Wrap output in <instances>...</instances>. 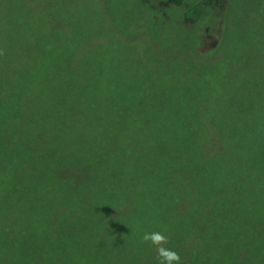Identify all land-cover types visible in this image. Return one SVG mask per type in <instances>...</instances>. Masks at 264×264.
Segmentation results:
<instances>
[{
  "label": "rangeland",
  "instance_id": "374dc122",
  "mask_svg": "<svg viewBox=\"0 0 264 264\" xmlns=\"http://www.w3.org/2000/svg\"><path fill=\"white\" fill-rule=\"evenodd\" d=\"M0 50V264H160L154 231L181 264H264V89L254 105L242 86L264 83V0H0ZM1 119L34 128L26 147ZM184 170L199 203L174 189Z\"/></svg>",
  "mask_w": 264,
  "mask_h": 264
},
{
  "label": "trees",
  "instance_id": "16d2710c",
  "mask_svg": "<svg viewBox=\"0 0 264 264\" xmlns=\"http://www.w3.org/2000/svg\"><path fill=\"white\" fill-rule=\"evenodd\" d=\"M171 3L175 4V5H181L183 0H170ZM197 9H198V6H193V7H189L187 12L184 14L185 18L187 19L188 22H190L192 24V26L196 25L198 22H199V19L197 18L196 19V12H197ZM194 11V12H193ZM202 13V12H201ZM194 23V24H193ZM46 49L49 48V45H45ZM193 46L192 45H187L186 46V52L187 54H191V57L187 60L188 63L186 64V69L193 72V73H202L204 74L207 79H208V85L207 87L210 89L212 87L213 90H215V87L217 86L215 80H214V72L213 70L211 69V63L210 61H207L209 60L208 58H205L207 57L204 56V57H198L197 54L195 52H191L193 50ZM176 51L178 52H183L185 50V47H182V49H175ZM53 52L50 51V53L48 51H45L43 54H42V59H45V58H52L54 54H52ZM180 55H183L182 53L177 55V56H180ZM209 55V54H208ZM194 59L193 61L191 59ZM198 59H207L205 60L207 63L204 65V66H199L197 61H199ZM58 60V57H54L53 59V63H55L56 61ZM202 61V60H201ZM223 67L226 66V63L224 62L222 64ZM238 66H243V65H240L238 64ZM252 66V69L254 71V69L256 67V64L254 62H252L251 64ZM227 71V70H225ZM254 75V74H253ZM238 76V75H237ZM234 77L236 76H228L227 78H224L225 79V82L230 83L232 84L233 82L237 81L238 83V79H235ZM245 79V78H244ZM243 79V87H245L246 90H249L251 92H249L250 94L248 95L249 98H255L256 97V93H258V96L256 97L255 101H254V105H257L259 103V101L261 100L262 98V92L261 90L264 89V83L262 81H259L255 78H252V79H248L246 78L245 80ZM211 84V85H210ZM225 86L224 85V82L222 84V86H220L219 88L223 89L222 87ZM248 92V91H247ZM238 96H241L240 94ZM212 105V111L214 112L215 110H217L219 108V104L217 102H213L211 103ZM18 119V118H17ZM160 124L164 127V124L160 122ZM161 126H158V127H154L156 129V137H155V143L161 138V137H164V136H172L174 134L171 135V133H169L171 130H169L167 127L166 129L169 131H166L165 128H163ZM17 130L19 132V134L15 137V138H12L11 140H9L7 142V146L11 149H14V148H18L19 146H23V147H26L27 145L23 144L20 140V133L22 132V129L16 125L15 122L11 121L10 123H4L1 119V138H3L4 136H6L7 134H9L10 132ZM30 129H34V128H30ZM30 129L27 133H24L22 132V137L23 138H31V136L29 135L30 134ZM28 130V128L26 129ZM178 143V142H177ZM30 158V157H29ZM29 158L26 160L25 162V165L28 163L29 161ZM254 158L255 159H259L260 161V167H259V170H258V173L257 175H253L252 176V179L253 178H258L260 180V177H261V181H262V186H261V189L264 190V141L256 148L255 150V153H254ZM110 172L107 171V170H104L105 172H107V175L110 177V178H117L118 176V172H115L117 169H116V166L113 165L110 167ZM164 175H166V173H164ZM184 176L183 180L182 181H178L177 182V186L176 190H183L185 193L186 192H193L194 193V196H193V201L198 198H202L203 197L197 193L198 191L202 190L204 187L203 185L200 183V182H197V181H194L193 179L196 178L198 176V172H190V173H186V171L184 170L183 171V174ZM245 178V177H244ZM71 178H68L67 179V184L70 188H77L79 187V185L73 181L69 182ZM245 179H251L250 177H246ZM211 186V189H215L214 191L215 192H221L222 191L220 190V188L218 187L217 183L214 182L210 184ZM165 192H170L171 189H169L168 187H162L160 186ZM104 188H107V185L105 184L104 185ZM116 188V187H114ZM197 191V192H196ZM179 194V192H178ZM223 194V193H222ZM222 194H219L223 199L224 197L230 195V193H224L223 195ZM253 194V193H252ZM231 196H234V195H231ZM184 197V196H183ZM47 200H49L48 198V194L46 195V199L41 201V202H46ZM195 203H199V202H195ZM56 205H59V202L56 204ZM262 204L256 200L255 203H249L247 205V209H246V215H249L250 218H252V215L256 212V210H261L259 207L261 206ZM244 208L242 207V210ZM239 215L236 216V221L238 219ZM257 220V219H255ZM254 220V221H255ZM235 221V222H236Z\"/></svg>",
  "mask_w": 264,
  "mask_h": 264
},
{
  "label": "clouds",
  "instance_id": "9594fccd",
  "mask_svg": "<svg viewBox=\"0 0 264 264\" xmlns=\"http://www.w3.org/2000/svg\"><path fill=\"white\" fill-rule=\"evenodd\" d=\"M4 54V51L0 50V56ZM142 240L154 247L160 264H181L179 253L167 247L170 241L163 232H147L142 236Z\"/></svg>",
  "mask_w": 264,
  "mask_h": 264
}]
</instances>
